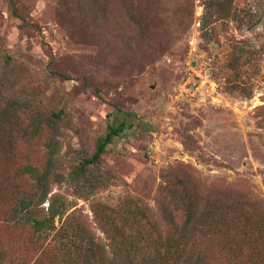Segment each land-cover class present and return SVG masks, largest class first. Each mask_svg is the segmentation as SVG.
Instances as JSON below:
<instances>
[{
    "label": "rangeland",
    "instance_id": "rangeland-1",
    "mask_svg": "<svg viewBox=\"0 0 264 264\" xmlns=\"http://www.w3.org/2000/svg\"><path fill=\"white\" fill-rule=\"evenodd\" d=\"M13 1L15 7L0 0L1 97L22 104L20 123L29 132L42 115L65 114L53 130L29 133L18 152L2 149L0 137V166L8 167L7 181L27 193L33 181L15 167L26 155L37 165L45 162L46 144L56 152L55 171L64 180L51 184L49 198L68 210L55 224L59 229L70 216L79 230L78 237L65 236L67 243L77 247L95 238L110 249L95 210L139 201L159 217L157 201L170 182L190 180L264 201V0H233L232 16L206 28V0H127L149 28L129 39L119 36L116 21L128 10L124 0H107L105 15L80 0ZM234 49L255 63L239 87L224 64ZM122 124L123 133L103 155L105 186L92 190L69 180L108 125ZM15 200L0 197L3 244L13 243L28 264H58L54 254L47 262L41 252L32 258L26 235L16 240L18 227L9 217Z\"/></svg>",
    "mask_w": 264,
    "mask_h": 264
},
{
    "label": "trees",
    "instance_id": "trees-1",
    "mask_svg": "<svg viewBox=\"0 0 264 264\" xmlns=\"http://www.w3.org/2000/svg\"><path fill=\"white\" fill-rule=\"evenodd\" d=\"M6 1L15 7L13 0ZM80 1L83 7L93 12L100 11L103 15L107 12V0ZM123 3L128 10H121L116 19L118 32L122 34L119 36L129 39L136 37L138 31L147 33V18L142 13H136L130 1L124 0ZM232 6L233 0H206L202 26L206 28L224 23L232 16ZM126 15H130V18L124 17ZM177 15L178 11H175ZM236 20L239 21V18ZM128 23L130 27L123 28ZM236 50L228 52L224 64L230 78L233 77L236 87H239L242 85L240 83H245L247 69L253 68L255 63L252 57L244 58ZM23 108L22 104L3 100L0 93L2 149H9L12 153L19 151L21 141L29 144V133L31 137H38L45 133V127L53 130L55 121L59 122L65 114L61 109L49 113L47 117L42 115L32 125L33 132H29V127L20 123L21 114H26ZM124 129L125 124L118 127L108 125L105 137L97 141L94 154L82 159L80 165L69 174V180L82 185L90 184L92 190L104 187L100 169L103 155L107 152V146ZM46 148L48 151L42 164L33 163V159L26 155L24 163L15 167L19 175L33 181L34 188L27 193L15 187L13 180L7 181L4 171L8 167L0 166V184L5 185L0 197L16 199L9 212L10 221H15L18 227L14 229L16 240L23 239V234L27 236V241L32 245V258L41 252L46 262L54 254L58 264H264V201L236 191L223 195L218 190L203 189L190 180L178 181L173 185L170 182L163 187L157 201L159 217L148 204L139 201H126V208L96 209L100 226L110 239V249L95 238L85 242L82 240L77 247L72 246L65 236L78 237L79 230L74 227L76 222L70 216L59 229L55 224L57 217L62 219L65 216L67 204L57 197L49 198V195L51 184L61 183L64 174L55 171L56 152L49 150V144H46ZM48 200L49 206L45 208ZM79 222L78 227H83L80 218ZM1 237L0 264H28L27 260L14 252L15 245L3 244L5 241ZM50 238L51 244H46ZM49 264L52 263L49 261Z\"/></svg>",
    "mask_w": 264,
    "mask_h": 264
}]
</instances>
